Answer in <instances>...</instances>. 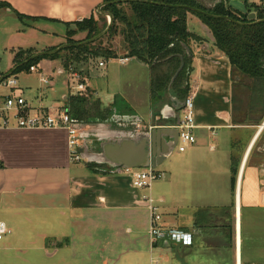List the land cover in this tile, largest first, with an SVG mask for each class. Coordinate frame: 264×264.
Masks as SVG:
<instances>
[{
  "label": "crops",
  "instance_id": "obj_1",
  "mask_svg": "<svg viewBox=\"0 0 264 264\" xmlns=\"http://www.w3.org/2000/svg\"><path fill=\"white\" fill-rule=\"evenodd\" d=\"M198 1L206 7L224 1L230 7L229 0ZM0 3L10 6L0 10V33L6 34L7 42L2 44L6 50L12 48L13 63L17 50L35 49L37 54L67 44L68 24L92 16L99 20V9L106 2ZM16 13L26 18L22 20ZM7 19L14 20L3 23ZM187 26L189 32L205 40L188 46L193 52L189 96L194 101L196 143L185 152L177 151L175 158V152L169 154L156 168L165 179L159 192L155 193L153 185L135 188L127 168L73 162L65 129L0 128L1 222L10 229L48 223L54 226L48 232L59 238L64 234L61 228L68 226L75 252L92 246L116 257L125 251L151 253L146 196L158 208L164 226L192 233L194 243L187 248L194 253L205 248L221 262L226 255L216 251L228 249L229 259H224L228 264H237L238 256L241 264H264V117L258 123V112L251 111L254 117L248 119L249 111L237 110L235 89L240 82L235 80L229 58L215 47L210 29L197 16L188 14ZM122 59L128 60L123 63ZM37 66L40 74H32L37 80L35 92L23 96L32 112L59 104L69 110V97L77 96L72 90L73 73L60 60L45 59ZM100 70L104 87H94L91 81ZM41 74L51 83L43 84ZM78 74L87 86L84 97L92 96L98 106L91 120L79 123L113 153L110 163L114 166L128 164L136 150L137 134L144 127L145 132H152L175 124L161 119L162 113L171 115L170 100L166 99L169 93L160 94L164 103L157 105L158 91L153 90V72L148 65L125 56L92 60ZM59 84L65 92L50 95L49 90ZM117 115L138 117L141 125L120 123ZM165 140L159 141L162 148L169 139Z\"/></svg>",
  "mask_w": 264,
  "mask_h": 264
},
{
  "label": "trees",
  "instance_id": "obj_2",
  "mask_svg": "<svg viewBox=\"0 0 264 264\" xmlns=\"http://www.w3.org/2000/svg\"><path fill=\"white\" fill-rule=\"evenodd\" d=\"M105 2L109 4L103 7V11L112 15L113 23L103 39L83 45L85 41L98 36L107 28V22L104 26H100L104 18L102 16H99V20L92 16L81 22L68 24L77 27L76 31L67 32V44L71 47L55 55L38 57L25 65L21 64L29 60L37 51L17 50L14 52L11 69L15 70L14 75L21 72L30 73L32 66L38 65L45 59L60 60L66 70L72 67L76 72H81L97 58L104 60L119 58L112 47L104 45V39L110 40L120 35L123 37L126 50L125 57L134 58L148 65L152 70L153 90L158 91V96H155L156 102L163 99L160 94L164 92L173 93L175 97L186 100L190 94L189 78L193 57L187 54L185 45L189 46L193 42L201 44L205 41L188 30L187 17L188 14H193L211 30L215 47L229 58L234 72L252 78L264 77V12L257 14V20L260 22L251 24L248 20L249 13L234 11L224 1L216 4L212 9H204L198 0H105ZM185 7L197 8L215 16L228 17L243 25L228 19L191 12ZM7 8H10L8 4L0 3V10ZM126 9L131 13L128 14ZM247 9L249 11V8ZM16 15L22 20L26 18L17 13ZM78 32L86 33V39L74 40L73 37ZM55 49L57 48L46 51ZM181 57L185 61L184 68L172 82L173 76L182 65ZM163 67L166 70L161 72ZM6 74L8 73H2L0 70V79ZM92 99V96L69 97L67 104L74 120L85 123L92 119L93 112L98 108L97 103Z\"/></svg>",
  "mask_w": 264,
  "mask_h": 264
},
{
  "label": "rangeland",
  "instance_id": "obj_3",
  "mask_svg": "<svg viewBox=\"0 0 264 264\" xmlns=\"http://www.w3.org/2000/svg\"><path fill=\"white\" fill-rule=\"evenodd\" d=\"M229 5L233 10H236L238 12L247 11L245 2L243 0H229ZM202 7L204 9H212L214 6L206 7L202 5ZM126 10L128 14L131 13L130 10ZM102 17L104 18L103 22H100V26H104L106 22L107 24H109L111 18L107 15H102ZM12 20L14 19H7L3 23H11ZM67 28L69 30H77V27L74 25L68 26ZM86 37V33L78 32L73 38L77 41H83L86 39ZM3 41L4 43L7 42L6 34L4 32L0 33V70L3 73H9L13 67V57L11 52L12 48L6 50L5 46H3L2 44ZM104 45L106 47H112V49L118 53L119 57H124L126 55L123 37H121L120 35L115 36L110 40L104 39ZM101 60L104 59L97 58L94 61L100 62ZM161 72H164V70H162ZM32 74L34 73L21 72L8 78L10 79L12 77H15L18 80V89H16L15 91L16 96L23 95L28 98L29 95L35 92L34 88L37 84V80L35 76H32ZM101 75V70L95 73V77H93L91 81L94 87H104V81L102 80V77H100ZM235 76L239 75L235 73ZM174 77L175 76H173L172 80L174 79ZM246 82L250 84V91L246 92L241 83L237 84L235 89V103L237 110L241 111L243 109H246L247 112L249 111L247 115L248 119H250V117H254V115H250L251 111L254 110L258 112V117L261 116L258 119V123H262V119L264 117L262 116L264 115V113H262L264 112V98L262 96H258V92L256 89L258 88L260 90L261 87L264 86V81L254 80L250 82L247 80ZM29 85H31L32 87H29ZM61 87L64 86H61V84L57 85L55 89L49 90V94H62L65 91H61ZM57 90L58 92H56ZM54 91L56 93H54ZM11 92L12 90L7 88L3 84H0V96H8L9 94H11ZM170 95L175 96L173 93H170ZM166 99L168 101L170 100L169 94H167ZM252 114H254V112H252ZM177 151L178 149L176 147L174 151L175 153L172 158H175ZM164 180L165 179L158 180L152 184L156 194L159 192L158 188L161 184L164 183ZM53 227L54 226L49 225L48 223L40 225L24 224L21 227H17V229L11 226L12 233L4 240L0 241V264H155L153 263V260L158 259L160 260L158 264H228V261H224V259H229L228 256H230L231 253V250L228 249L220 251L217 250L216 252L218 254L226 255L225 258L222 257V260L220 262L212 255H210L211 252H209L205 248H198L194 253V250L188 249L186 246H175L174 244H169L168 247L156 246L158 248L153 250L154 252L152 255L149 250H145L140 254L125 251L120 257H116L115 255L111 256L105 252H101L100 250L97 251V248L92 246H83L82 248L77 249V251L75 252L73 250L74 248L71 247L68 226H65V228L56 226L57 228H61L62 230L64 229V234L60 238L55 236L51 232H48V230ZM41 233H45L44 236L41 235ZM89 242L92 243V240H89Z\"/></svg>",
  "mask_w": 264,
  "mask_h": 264
},
{
  "label": "built area",
  "instance_id": "obj_4",
  "mask_svg": "<svg viewBox=\"0 0 264 264\" xmlns=\"http://www.w3.org/2000/svg\"><path fill=\"white\" fill-rule=\"evenodd\" d=\"M245 5L249 8V13L258 14L264 12V0H243ZM128 59H122L125 63ZM100 66H104L101 62ZM73 73L75 85L72 90L76 95H85L87 86L81 82V76L72 67L69 70ZM30 73H39L38 66H32ZM42 75V74H41ZM50 78L42 75V82L45 85L51 83ZM4 86L12 90L8 96H0V128H19V129H65L69 136V148L73 162H81L82 150L84 141L82 139L81 125L74 120L65 106L56 105L51 109L43 107L38 108L34 113V109L23 97V95L16 96V89H18V80L15 77L6 79ZM194 101L193 97L189 96L185 100V107L181 111L180 124L176 126L179 130V139L177 149L179 152H185L190 146L196 143L194 136L195 120H194ZM131 176L133 186L137 189H150L152 184L163 178L164 174L157 169H126ZM147 203L150 211V228L149 237L151 240V254L153 250L159 247H165V244L183 245L186 247L192 246L194 237L192 233L182 230L177 227H167L162 224V218L159 214L158 208L154 206L151 198L143 197ZM12 233L9 226L0 221V241L4 240ZM240 258L237 264L240 263ZM160 260H153V263L158 264Z\"/></svg>",
  "mask_w": 264,
  "mask_h": 264
},
{
  "label": "water",
  "instance_id": "obj_5",
  "mask_svg": "<svg viewBox=\"0 0 264 264\" xmlns=\"http://www.w3.org/2000/svg\"><path fill=\"white\" fill-rule=\"evenodd\" d=\"M126 1H140V0H126ZM109 3H105L100 9L99 12L102 15H107L111 18L107 28L98 36L87 40L83 43V45L92 44L99 40H101L104 36L107 35L109 32L111 25L113 23V17L111 14L106 13L103 11V7L108 5ZM187 10L191 12H195L201 15L215 17V18H222V19H228L232 22H237L233 19H229L228 17H221V16H215L212 15L206 11L193 8V7H185ZM248 20L251 22V24L258 23L260 21L257 20V15L254 13L249 14ZM239 24H242L240 22H237ZM243 25V24H242ZM245 25V24H244ZM71 47L69 44H64L60 46L59 48L49 51V52H39L37 54H34L29 60L25 61L21 65H25L29 63L30 61L41 57L45 55H55L66 48ZM187 54H189L191 57H193L192 50L185 45ZM182 65L180 69L177 71L175 77L173 80H175L178 75L181 73V71L184 68L185 61L184 58L181 57ZM15 70H11L8 74H6L3 78L0 79V84H2L6 79L14 75ZM170 96V104L168 105L171 109V115L166 116L164 113L161 114L162 121H170L171 123H175L169 128H157L153 130L152 132H145L146 128H143V131L141 133L137 134L136 138V150L134 151L133 155L129 157V162L125 166H114V164H111V160L113 158V153L109 150H107V147L104 146V143H101L99 140L95 139L90 135L87 130H85L84 125H80L79 128L83 131L82 132V139L84 141L83 146V153H82V160L83 163L86 166H104V167H115L118 169H148L153 168L156 169L158 166L165 161V158L174 152V150L177 147L178 139H179V130L176 128L177 125L180 124L181 119V111L185 107V100L179 99L178 97H175L173 95ZM163 99L159 102H157V105L164 103L165 97H162ZM111 119V118H110ZM117 121L120 123H133L134 125L138 126L141 125V120L138 117H121L117 115ZM163 138L164 140L168 138L169 140L166 142V146L162 148V146L159 145V141ZM166 141V140H165ZM119 156V155H118ZM123 161H126L123 159ZM126 163V162H125ZM122 167V168H121ZM169 244H165V247H168Z\"/></svg>",
  "mask_w": 264,
  "mask_h": 264
},
{
  "label": "flooded vegetation",
  "instance_id": "obj_6",
  "mask_svg": "<svg viewBox=\"0 0 264 264\" xmlns=\"http://www.w3.org/2000/svg\"><path fill=\"white\" fill-rule=\"evenodd\" d=\"M237 75H239V76H235V80L237 81V82H240L241 84H242V87L244 88V90L246 91V92H248V91H250L251 90V88H250V84L249 83H247L246 81L248 80V81H254V80H259V81H261V80H263L264 81V77H262V78H252V77H250V76H248V75H244V74H241V73H238V72H235ZM235 75V74H234ZM240 84V85H241ZM256 89V88H255ZM257 90V92H258V96H262L263 98H264V86L263 87H261V89L259 90L258 88L256 89Z\"/></svg>",
  "mask_w": 264,
  "mask_h": 264
},
{
  "label": "bare ground",
  "instance_id": "obj_7",
  "mask_svg": "<svg viewBox=\"0 0 264 264\" xmlns=\"http://www.w3.org/2000/svg\"><path fill=\"white\" fill-rule=\"evenodd\" d=\"M239 246H240V245H239ZM239 246H238V247H239ZM240 249H241V248H240ZM238 253H239V251H238ZM240 255H241V254H240ZM237 256H238V255H237ZM238 257L240 258V256H238ZM239 261H240V260H239ZM240 263H241V262H240Z\"/></svg>",
  "mask_w": 264,
  "mask_h": 264
}]
</instances>
